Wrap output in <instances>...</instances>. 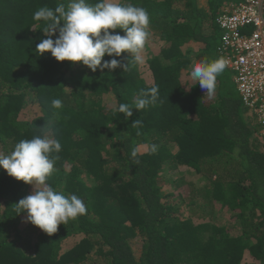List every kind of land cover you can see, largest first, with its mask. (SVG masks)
<instances>
[{"label":"trees","instance_id":"trees-1","mask_svg":"<svg viewBox=\"0 0 264 264\" xmlns=\"http://www.w3.org/2000/svg\"><path fill=\"white\" fill-rule=\"evenodd\" d=\"M233 1L122 0L148 11L154 44H162L146 61V79L140 66L92 72L39 55L43 25L33 14L62 0H0V155L52 120L62 150L47 183L87 207L49 236L25 222L26 213L16 215L14 205L34 188L0 168V264H264L258 119L228 67L212 97L198 83L186 88L196 83L194 63L224 57L218 21ZM152 86L162 103L133 109L127 119L117 111ZM53 99L63 103L58 115ZM137 119L142 124L133 126ZM178 166L192 169L201 186L174 201L173 192H162L163 171Z\"/></svg>","mask_w":264,"mask_h":264},{"label":"clouds","instance_id":"clouds-1","mask_svg":"<svg viewBox=\"0 0 264 264\" xmlns=\"http://www.w3.org/2000/svg\"><path fill=\"white\" fill-rule=\"evenodd\" d=\"M245 1L226 3L221 11L224 16L231 15ZM33 19L43 25L40 29L43 30L44 38L40 39L35 49L39 55L50 52L58 62L81 63L92 72L98 69L101 72L104 69L112 72L121 67L125 72L130 65L136 67L145 63L144 52L151 37V18L143 7L122 0H99L95 4L88 3V0H62L54 9L47 6L39 8L33 14ZM117 29L124 34L121 35ZM221 44L222 40L218 48L220 54ZM124 53L128 54L127 63L117 59ZM105 56L110 59L105 60ZM227 64L225 55L194 63L189 77L196 83L186 88L198 83L202 90H206L205 95L212 97L216 92L217 77L225 71ZM235 86L237 88L236 83ZM158 103H162L159 88L152 86L147 90L141 89L132 105L120 104L117 111L127 119L132 116L133 109L139 112ZM51 106L57 110L54 115H58L63 106L62 100L53 99ZM141 124L140 119L132 123L133 126ZM40 129L41 134L31 139H21L10 154L0 155V168L6 170L10 177L33 185L32 194L14 205L16 215L26 213L25 222L51 236L58 231L59 225H66L70 220L86 215L87 207L78 196L65 195L47 183L55 171L54 165L59 160L62 145L58 139L53 138L52 120L46 121ZM259 135L263 137L261 129ZM157 148L153 144L151 151L155 153ZM136 155L133 150L131 156L135 158Z\"/></svg>","mask_w":264,"mask_h":264},{"label":"built area","instance_id":"built-area-1","mask_svg":"<svg viewBox=\"0 0 264 264\" xmlns=\"http://www.w3.org/2000/svg\"><path fill=\"white\" fill-rule=\"evenodd\" d=\"M218 22L224 31L219 50L236 72L237 89L264 137V0H246Z\"/></svg>","mask_w":264,"mask_h":264},{"label":"rangeland","instance_id":"rangeland-1","mask_svg":"<svg viewBox=\"0 0 264 264\" xmlns=\"http://www.w3.org/2000/svg\"><path fill=\"white\" fill-rule=\"evenodd\" d=\"M201 5L206 4V0H199ZM157 37V36H156ZM155 36L151 35L146 48L144 52V58H145V63L143 65H140V72L145 75L146 79H150L151 72L146 70V61L152 56L157 54V47L156 46H161L162 44L160 42H157V44H154ZM153 43V44H152ZM234 74L228 73V77L232 79ZM234 90L236 91V87L234 86ZM35 109H31V112L28 114L29 117L33 118L35 115ZM28 117V118H29ZM256 121V119H255ZM142 151L143 148H141ZM140 150V151H141ZM176 150L174 149L172 152L174 153ZM165 175V183L163 187V193L167 192H173L174 196V201L177 200L178 196L182 194L183 196H187V193L190 192V187L191 188H197L201 185H194V183H198V177L194 174H192V169L185 167V166H178L175 169L170 170L169 168L166 169V171H163ZM30 188H34L33 185L28 184ZM39 187V186H38ZM137 245L135 244L133 247L134 250H137Z\"/></svg>","mask_w":264,"mask_h":264},{"label":"bare ground","instance_id":"bare-ground-1","mask_svg":"<svg viewBox=\"0 0 264 264\" xmlns=\"http://www.w3.org/2000/svg\"><path fill=\"white\" fill-rule=\"evenodd\" d=\"M259 132H260V129H259Z\"/></svg>","mask_w":264,"mask_h":264}]
</instances>
